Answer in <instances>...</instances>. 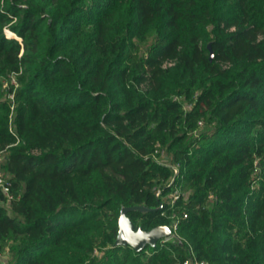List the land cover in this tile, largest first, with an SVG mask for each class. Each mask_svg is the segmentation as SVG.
I'll list each match as a JSON object with an SVG mask.
<instances>
[{"label":"trees","instance_id":"1","mask_svg":"<svg viewBox=\"0 0 264 264\" xmlns=\"http://www.w3.org/2000/svg\"><path fill=\"white\" fill-rule=\"evenodd\" d=\"M0 153L8 264H264V0H0Z\"/></svg>","mask_w":264,"mask_h":264},{"label":"water","instance_id":"2","mask_svg":"<svg viewBox=\"0 0 264 264\" xmlns=\"http://www.w3.org/2000/svg\"><path fill=\"white\" fill-rule=\"evenodd\" d=\"M130 210H145L144 207H124L119 218V234L116 239V245L127 246L130 245L137 252H142L147 247H156L163 239H170L173 237V230L170 225H160L151 230H144L143 228L136 229L133 221L129 218L128 212Z\"/></svg>","mask_w":264,"mask_h":264},{"label":"built area","instance_id":"3","mask_svg":"<svg viewBox=\"0 0 264 264\" xmlns=\"http://www.w3.org/2000/svg\"><path fill=\"white\" fill-rule=\"evenodd\" d=\"M3 160V155L0 153V191H2L8 198V202H10L13 199V194L11 192V184L6 181V178L4 177L2 171H1V162ZM159 195V193H158ZM177 198V196H176ZM172 227L173 230V237L170 239H163V242H170L174 241L177 239V228H178V223H174ZM3 253L2 249L0 248V255ZM182 264H210L205 260H200L197 258H191L186 261H184Z\"/></svg>","mask_w":264,"mask_h":264},{"label":"rangeland","instance_id":"4","mask_svg":"<svg viewBox=\"0 0 264 264\" xmlns=\"http://www.w3.org/2000/svg\"><path fill=\"white\" fill-rule=\"evenodd\" d=\"M5 32L8 34V35H12L14 36L13 32L11 31L10 27L9 26H6L5 27ZM6 252L3 251V253L0 255V264H8V260H9V257L7 256V250H5Z\"/></svg>","mask_w":264,"mask_h":264}]
</instances>
